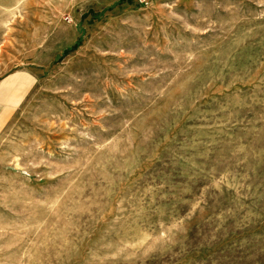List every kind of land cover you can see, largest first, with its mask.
<instances>
[{
  "label": "rangeland",
  "instance_id": "374dc122",
  "mask_svg": "<svg viewBox=\"0 0 264 264\" xmlns=\"http://www.w3.org/2000/svg\"><path fill=\"white\" fill-rule=\"evenodd\" d=\"M0 264H264V0H0Z\"/></svg>",
  "mask_w": 264,
  "mask_h": 264
}]
</instances>
